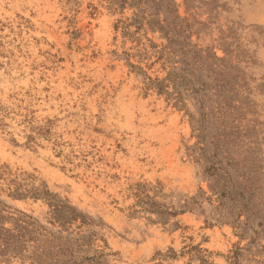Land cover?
<instances>
[{"label": "rangeland", "instance_id": "374dc122", "mask_svg": "<svg viewBox=\"0 0 264 264\" xmlns=\"http://www.w3.org/2000/svg\"><path fill=\"white\" fill-rule=\"evenodd\" d=\"M0 264H264V0H0Z\"/></svg>", "mask_w": 264, "mask_h": 264}, {"label": "trees", "instance_id": "16d2710c", "mask_svg": "<svg viewBox=\"0 0 264 264\" xmlns=\"http://www.w3.org/2000/svg\"><path fill=\"white\" fill-rule=\"evenodd\" d=\"M28 194L34 200L42 199L46 202L49 209L47 212L49 215L48 220L52 225L58 224L63 229L65 224H72L78 219L83 222L85 219L74 207L64 203L56 194L45 190L43 187L28 190L25 194L20 193L17 196L18 198H24Z\"/></svg>", "mask_w": 264, "mask_h": 264}]
</instances>
